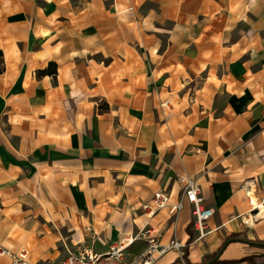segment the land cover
I'll use <instances>...</instances> for the list:
<instances>
[{
    "label": "crops",
    "instance_id": "0c3cea01",
    "mask_svg": "<svg viewBox=\"0 0 264 264\" xmlns=\"http://www.w3.org/2000/svg\"><path fill=\"white\" fill-rule=\"evenodd\" d=\"M178 175L196 178L210 232L196 238L183 199L148 219L160 242L264 264V216L242 222L248 186L264 199V0H0L1 246L32 264L105 251L154 192L181 198Z\"/></svg>",
    "mask_w": 264,
    "mask_h": 264
},
{
    "label": "built area",
    "instance_id": "2783aa9c",
    "mask_svg": "<svg viewBox=\"0 0 264 264\" xmlns=\"http://www.w3.org/2000/svg\"><path fill=\"white\" fill-rule=\"evenodd\" d=\"M161 106L165 110H170L169 101H164ZM176 181L179 184L181 198L176 201L170 200L169 192L158 190L152 196L141 204L147 220L143 226L132 236L123 238L117 242L110 243L105 251H96L91 246L85 245L69 251L60 264H153L159 257L170 250H176L183 255V244L175 237L170 238L167 243L160 242L161 230L158 226L148 221L154 214L162 209H166L171 218H175L183 207V199L192 205L191 227L197 239L203 238L210 232L207 227V221L212 216V210L203 205L202 197L199 196L200 188L196 178L188 175H178ZM252 185L246 190L248 202V217L242 219L247 226L249 220L252 222L264 216L257 217L260 213V207L264 209V199H255L252 201L250 192ZM142 241L144 247L130 255L127 248L134 242ZM0 256L7 257L10 264H32L29 257L30 252L27 249L12 251L0 245ZM182 260V259H181ZM183 262V261H182Z\"/></svg>",
    "mask_w": 264,
    "mask_h": 264
},
{
    "label": "trees",
    "instance_id": "16d2710c",
    "mask_svg": "<svg viewBox=\"0 0 264 264\" xmlns=\"http://www.w3.org/2000/svg\"><path fill=\"white\" fill-rule=\"evenodd\" d=\"M50 65H51V63H50ZM41 73H55V69L53 70V71H51L49 68H46V69H44V70H41L40 71ZM188 231H189V235H190V237L192 236V231H190V229H189V226H188ZM241 236V234H239V233H233V234H231V235H229L227 238H226V240L224 241V243L223 244H225V243H227V242H229V241H232V240H234V239H237V238H239ZM190 241L188 240V243H189ZM255 243H259V242H255ZM217 253L218 252H215V253H212V254H210V255H207V256H205V258H204V260L202 261V262H200V263H191L189 260H188V258H187V244L185 245V248H184V250H183V255H182V260H183V262H184V264H219V263H221L219 260H217L215 257H216V255H217ZM180 259V260H181ZM244 259H251V260H254V258L253 257H245ZM180 260L178 259V260H176V261H174L173 263H171V264H180Z\"/></svg>",
    "mask_w": 264,
    "mask_h": 264
},
{
    "label": "bare ground",
    "instance_id": "6f19581e",
    "mask_svg": "<svg viewBox=\"0 0 264 264\" xmlns=\"http://www.w3.org/2000/svg\"><path fill=\"white\" fill-rule=\"evenodd\" d=\"M252 201H254L256 198L251 196ZM264 214V209L260 207V213L257 215V217L262 216ZM249 224L253 223L251 220L248 221Z\"/></svg>",
    "mask_w": 264,
    "mask_h": 264
},
{
    "label": "rangeland",
    "instance_id": "374dc122",
    "mask_svg": "<svg viewBox=\"0 0 264 264\" xmlns=\"http://www.w3.org/2000/svg\"><path fill=\"white\" fill-rule=\"evenodd\" d=\"M166 101V100H165ZM164 102V101H163Z\"/></svg>",
    "mask_w": 264,
    "mask_h": 264
}]
</instances>
